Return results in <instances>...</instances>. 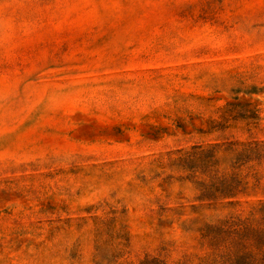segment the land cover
Segmentation results:
<instances>
[{
	"label": "rangeland",
	"instance_id": "1",
	"mask_svg": "<svg viewBox=\"0 0 264 264\" xmlns=\"http://www.w3.org/2000/svg\"><path fill=\"white\" fill-rule=\"evenodd\" d=\"M0 264H264V0H0Z\"/></svg>",
	"mask_w": 264,
	"mask_h": 264
},
{
	"label": "trees",
	"instance_id": "2",
	"mask_svg": "<svg viewBox=\"0 0 264 264\" xmlns=\"http://www.w3.org/2000/svg\"><path fill=\"white\" fill-rule=\"evenodd\" d=\"M251 149L245 150L244 152H250ZM244 153H241L240 161L241 163H244L246 161V157H243ZM239 158V157H238ZM239 160V159H238ZM213 187V186H212ZM215 189L213 194L218 193L220 195L226 196V197H232L235 194L239 193L240 191H244L245 186L242 181V179L238 178L235 180V182L227 183V181H222L219 184L215 185Z\"/></svg>",
	"mask_w": 264,
	"mask_h": 264
}]
</instances>
